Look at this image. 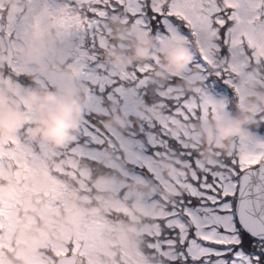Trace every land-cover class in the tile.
Masks as SVG:
<instances>
[{
    "label": "snow or ice",
    "instance_id": "6c2138e0",
    "mask_svg": "<svg viewBox=\"0 0 264 264\" xmlns=\"http://www.w3.org/2000/svg\"><path fill=\"white\" fill-rule=\"evenodd\" d=\"M71 6L79 29L72 70L87 81L91 99L147 86L152 65L116 73L101 61L108 22L117 18L161 44L180 35L206 77L194 97L174 95V84L157 93L166 114L152 127L142 125L133 145L140 175L149 174L159 157L178 156L187 169L176 181L175 199L154 217L146 245L150 264H264V137L239 142L232 157L204 168L185 143L187 130L169 135L174 125L219 118L225 105L217 90L243 98L264 86V0H71ZM217 60L223 68L210 71ZM86 127L90 142L102 143L95 122L89 119Z\"/></svg>",
    "mask_w": 264,
    "mask_h": 264
},
{
    "label": "clouds",
    "instance_id": "9594fccd",
    "mask_svg": "<svg viewBox=\"0 0 264 264\" xmlns=\"http://www.w3.org/2000/svg\"><path fill=\"white\" fill-rule=\"evenodd\" d=\"M5 3L25 6L22 0H5ZM106 37L108 47L104 48L101 57L104 67L112 72L128 73L138 67L152 65L147 73V87L153 94L174 84V95L194 97L206 82L205 74L195 66L194 49L180 35L172 36L161 44L154 34H144L117 18L108 22ZM73 54L72 39L52 30L50 25L29 37L19 53L20 71L29 85L23 96H17L13 86L6 81L0 82V141L7 143L17 137L26 125L30 127L34 140L53 149H62L77 139L86 118L88 101L87 85L69 68ZM6 59L0 55V66ZM221 68L223 64L217 60L209 70L215 72ZM251 70L255 72L257 67L252 66ZM125 95L131 107L148 122L157 123L166 114L159 104L142 103L131 91ZM223 103L225 107L219 118L209 116L190 124H177L169 131V135L176 136L187 128L192 138L186 143L204 168L217 167L222 160L232 157L239 142L251 140L264 127V86L254 87L243 98L234 93L231 98H223ZM26 111L30 112L27 121ZM98 118L106 132L120 136L127 134L133 124H140L124 110V104L118 98L101 109ZM154 167L159 173V181L129 184L132 215L105 235V244L100 249L103 258H112L121 251L134 252L143 240L146 226L152 222L151 217L160 211L164 202L170 203L175 199L178 192L176 181L182 179L181 173L187 171L182 159L178 156L157 158ZM84 177L89 178L87 167ZM120 182L124 183V178ZM92 183L104 188L103 192L96 194L94 203L85 205L81 197L79 200L74 198L72 206L94 211L99 216L109 214L119 204L118 197L111 191L112 177L107 174L95 176ZM150 199H158L160 203L153 207L147 203ZM33 211L39 214L40 209L37 207ZM59 222L67 226L68 216L60 217ZM32 231L31 223L27 222L18 229L20 236L26 239L17 247L20 254L28 258L45 247L50 239L46 225L38 233L29 235ZM55 238L59 242V231ZM12 259L15 261V253Z\"/></svg>",
    "mask_w": 264,
    "mask_h": 264
},
{
    "label": "rangeland",
    "instance_id": "374dc122",
    "mask_svg": "<svg viewBox=\"0 0 264 264\" xmlns=\"http://www.w3.org/2000/svg\"><path fill=\"white\" fill-rule=\"evenodd\" d=\"M22 2L25 6H22L21 4H13L11 6L8 5V8L6 10L9 29H11V33H13L14 35V47L16 52L18 53V61L20 67V51L22 50L23 46L27 43L29 37L38 34L45 27V25H50L52 30H55L61 34L68 35L73 41V53L76 54L75 47L78 43L76 34L79 29L75 23V13L71 6V0H22ZM4 7L5 0H0L1 12ZM1 14L2 13H0V15ZM4 49L5 47L2 42V38L0 37V55L5 56ZM73 60L75 61L74 54L69 62V65L74 64ZM80 79L82 82L86 81L81 76ZM7 83L13 86L17 96L20 97L23 96L24 91L27 89H24L20 83L13 84L10 81H8ZM133 87L134 85H129V89ZM135 95L140 99L142 103H145L143 87L136 89ZM214 95L217 99H223L227 97L224 92L219 90H217ZM90 96L91 94L89 88L87 87V114L92 112L98 114L101 109L107 108L106 104L104 105L102 101L93 100L90 98ZM114 98H118L124 104V110L128 114L138 116L145 123L146 126L152 127L158 123H151L146 121L141 113L136 112L131 107V105L127 101L126 95H113L111 98H109V103ZM25 119H30V112H25ZM87 121L88 120L85 118L80 130L90 136L88 128L86 127ZM29 128L30 127H28L27 129ZM96 128L97 138L102 139L103 151L98 152L96 149L91 148L86 150L84 154L96 161H99V164H97V167H99L98 171H94L92 169L91 164L93 163L85 164L77 160L76 157L68 156L67 160H62L64 164H55L53 174L50 173L47 169L44 170L46 165L38 163L39 168L36 169V176V174H33V171L35 170L33 169L30 162L33 160L38 162L41 161H39L38 157H35L33 153L34 148L31 143V129L29 130L30 133L26 134V136L28 137L26 142H23L22 140V132H20L17 137L10 140L11 145H9L8 147H4L0 141V155H4L7 158H13L19 168V171H17V174L19 173V177L21 174H24V177L28 179L25 180L23 185L15 186L14 191L16 192L17 190L18 192H16V194L13 195L12 198L11 192L8 190L9 188H11L9 187V183L14 186V183L19 181L17 180L16 182L11 183L7 178L8 174L4 164H0V179L2 180V182L0 183V189H3V191H0V264H13L10 260L4 258V255H2L4 249L6 248L7 251H11L13 254L15 250L16 257L20 260H24L29 264L50 263V255L49 257H47L46 254H43L41 251L38 250L34 256L28 258L26 255L20 254V249L17 247V245L23 243L26 238L21 237L19 232L17 236V231L20 227L18 223L19 220L16 217V214H21L22 209H34V197L37 201L36 205H41L37 207L40 209V212L43 213V215L41 216H43L45 225L48 227L49 230H52V234H49V242H52V235L55 236V234L57 233V231L60 230V228L62 230V237L60 238L59 242H56L55 245L51 246V251L55 250L57 253H67V251L69 250V243L67 241L66 243L64 242L66 230L64 231L63 224L59 222V218L67 215L68 212L72 213L74 208H72V206L70 205L71 203H67L68 200L65 201V204L60 202L58 203V196L60 195L62 188V186H59V184L64 183L63 180L60 179V175L62 174L70 173L74 177L75 181L83 185L90 186L93 189L88 191L87 194L83 196V199L86 202L89 201V205L94 203L95 196L97 193H101L104 191V188L101 185L93 184L92 179L95 176L104 174L111 176L113 180L111 191L118 197L119 204L114 210L110 211L109 214H116L121 217L124 216V219H129L131 217L133 206L129 202V184L131 182H150L148 175H140L134 171V161L136 160V156L138 155V149L133 147V145L137 139L133 141L127 138L125 135L120 136L115 132L106 133V131L104 132L98 127ZM185 130H187V128ZM187 132L189 133L190 137L187 140H190L192 138L191 134L188 130ZM256 135L264 137V135L261 134ZM106 145H110L113 148H116V146H118L119 151L117 153H114L113 151H108ZM82 151H84V148H82L80 152ZM52 152H57V149H53ZM68 152L70 154L74 153L73 149H69ZM110 154L111 158H108ZM122 159L125 160V162L127 163L126 165L121 162ZM155 161L156 159L152 161L150 173L153 174L154 177H156V179H158L159 181V173L154 167ZM100 164L104 165L102 166L104 167L103 170L100 169ZM129 166H131L132 168ZM85 167H88L90 169L89 170L87 168L89 171L88 179H85L84 177ZM105 167H107V169H105ZM104 169L109 170V173H106ZM41 170L46 175V179L39 178L41 175L39 174V171ZM121 178H124V183L120 182ZM63 189L66 190V192H69L66 187H64ZM147 203L153 207H156L160 203V201L158 199H150L147 201ZM42 206H44L43 209ZM62 210L66 211L64 215H62ZM87 211V209L79 208L76 214L74 212L69 216L67 215L71 226H73L74 228V230L70 234L76 236L74 239H71L73 248L75 252L78 255L82 256L84 259L87 256L86 264H120L118 261L119 257L121 258V261L125 264H148L145 260L146 255L144 253V245H147L146 239L148 238L149 231L153 226L154 217L157 213L151 217L152 222L146 226L145 232L143 233V240L134 252L128 253L121 251L117 252L114 257L106 259L103 258L100 253V249L105 244V235L114 231L115 228L121 225L124 221L120 220L117 223H110L109 220L104 219L101 220V222L99 223L96 222L97 218H92L90 220V217H88L87 220V218H85L84 216ZM91 213L95 214L94 211H91L90 216H93ZM56 215L58 217V220L54 219ZM24 217H27V223L36 222L34 216L29 213H25ZM77 217H79L80 219H77ZM12 218L17 220V224L13 223ZM42 228L43 226H40V230ZM33 234H35L34 231H32V233H30L29 235ZM62 238L63 241H61Z\"/></svg>",
    "mask_w": 264,
    "mask_h": 264
},
{
    "label": "trees",
    "instance_id": "16d2710c",
    "mask_svg": "<svg viewBox=\"0 0 264 264\" xmlns=\"http://www.w3.org/2000/svg\"><path fill=\"white\" fill-rule=\"evenodd\" d=\"M143 90H144L145 102L148 105H152L154 103L155 104H159L158 101L156 100V94L151 93L148 90V87L147 86L146 87H143ZM104 100H106V102H107L106 106H107L109 104V98L104 99ZM129 115L130 116H133L136 120L140 121L139 126H137L136 124H133L131 126V128H130V131L127 134H125V136L127 138H129L130 140H133L134 141V140L138 139L139 133L141 131V126L142 125L146 126V125H145V123L138 116H134L133 114H129ZM88 118L91 119L92 121H94L95 124L99 126V121H101V120L98 118V115H90ZM40 147H41V150H40V158H41V160H42V158H44L46 161H49V162H58L60 160V158H62L63 156H67V153H68V151H64L63 152L64 154H62L61 157H51V156H47V154L50 155L49 153L46 152V154H45V149H47L49 147V145H46V144H42L41 143ZM60 151H61V149H60ZM42 152H44V153L42 154ZM71 155H73V154H71ZM75 155H76V159L77 160H79V161H81V162H83L85 164L92 163L90 160L86 159L84 156L78 155L77 152L75 153ZM91 166H92V169L94 171H98L99 167H97V165L95 166V165L91 164ZM106 173H109V171L106 170ZM69 180L70 179L67 178V181L70 184ZM70 181H72V180H70ZM72 185L75 186L74 181H72V184H70V186H72ZM62 193L65 195V192H63V190H62ZM62 215H64V211L63 210H62ZM54 219H58L57 216H55ZM38 221L44 224V219H41L40 217H38ZM146 241H147V239H146ZM144 253L148 255V258L147 259L150 261L151 256H150V254L148 252V249L146 247V244L144 245Z\"/></svg>",
    "mask_w": 264,
    "mask_h": 264
},
{
    "label": "water",
    "instance_id": "95a60500",
    "mask_svg": "<svg viewBox=\"0 0 264 264\" xmlns=\"http://www.w3.org/2000/svg\"><path fill=\"white\" fill-rule=\"evenodd\" d=\"M7 42H8V46H9V51H8V64L11 65L13 58H14V51L10 45V39L7 38ZM4 144H7L3 141ZM8 167L10 169V171H12V164H8ZM56 264H81V260L76 257V256H72V257H63L60 258Z\"/></svg>",
    "mask_w": 264,
    "mask_h": 264
}]
</instances>
